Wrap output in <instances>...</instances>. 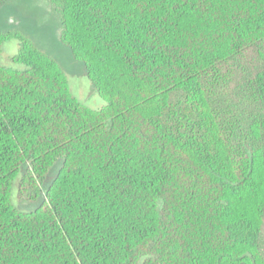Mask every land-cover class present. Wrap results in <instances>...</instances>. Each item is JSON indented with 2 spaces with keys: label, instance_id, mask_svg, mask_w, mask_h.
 Segmentation results:
<instances>
[{
  "label": "trees",
  "instance_id": "16d2710c",
  "mask_svg": "<svg viewBox=\"0 0 264 264\" xmlns=\"http://www.w3.org/2000/svg\"><path fill=\"white\" fill-rule=\"evenodd\" d=\"M46 1L106 105L0 31V264H264V0Z\"/></svg>",
  "mask_w": 264,
  "mask_h": 264
},
{
  "label": "rangeland",
  "instance_id": "374dc122",
  "mask_svg": "<svg viewBox=\"0 0 264 264\" xmlns=\"http://www.w3.org/2000/svg\"><path fill=\"white\" fill-rule=\"evenodd\" d=\"M60 27L58 15L50 9L46 0H7L0 7V31L20 30L28 34L39 49L58 62L77 99L92 109H102L106 104L93 88L84 65L76 61L70 50L61 43ZM18 49L19 43L16 40L6 43L0 62L8 67L14 66L11 57ZM60 166L61 162H58L50 171L46 187L56 177ZM13 203L18 209L29 211L41 203V198L34 202L25 201L19 198L15 190Z\"/></svg>",
  "mask_w": 264,
  "mask_h": 264
}]
</instances>
